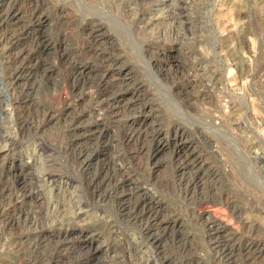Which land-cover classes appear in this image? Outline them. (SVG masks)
I'll return each mask as SVG.
<instances>
[{"label":"rangeland","instance_id":"obj_1","mask_svg":"<svg viewBox=\"0 0 264 264\" xmlns=\"http://www.w3.org/2000/svg\"><path fill=\"white\" fill-rule=\"evenodd\" d=\"M16 3L26 25L0 49V186L20 177L38 187L41 197L23 204L37 230L91 246L86 264H264V249L238 255L246 244L264 248V0ZM13 58H22L20 82L8 78ZM25 82L23 107L37 116L20 130L13 97ZM178 146L198 169L178 168ZM79 147L83 164L72 153ZM92 175H106L121 199L132 184L134 206L151 201L150 220L181 236L167 235L181 244L167 243L170 262L124 217L119 197L89 191ZM212 197L217 206L200 203ZM213 209L229 223L230 260L212 243ZM18 221H0V264H38L26 248L30 224Z\"/></svg>","mask_w":264,"mask_h":264},{"label":"bare ground","instance_id":"obj_2","mask_svg":"<svg viewBox=\"0 0 264 264\" xmlns=\"http://www.w3.org/2000/svg\"><path fill=\"white\" fill-rule=\"evenodd\" d=\"M23 1V0H22ZM179 1V0H178ZM7 3V2H6ZM181 5V4H180ZM183 5V4H182ZM173 7V6H172ZM26 8V7H25ZM33 11V9H32ZM38 11V10H37ZM31 12V11H30ZM33 13V12H32ZM24 14V13H23ZM26 15V14H25ZM96 16V15H95ZM26 18V17H25ZM34 19V18H33ZM32 19V20H33ZM103 18H100V20ZM20 17H18V9H17V3L16 0L11 1L10 3H8L6 5L5 8H1L0 9V49L6 51V48L10 45L13 44L14 40L16 39V37L19 34L20 30L22 29L23 26H25V21H20ZM178 21V20H177ZM176 21V22H177ZM26 32V31H25ZM24 33V32H23ZM40 36V35H39ZM25 41V40H24ZM14 48V47H13ZM93 51V50H92ZM9 52V51H8ZM12 52V51H11ZM10 53V52H9ZM16 53V52H14ZM102 55V54H101ZM13 56V55H12ZM22 59V58H21ZM21 59L20 58H13L11 59L6 66H8L11 69V72L8 74V78L10 79H15V80H19V82L21 81L20 79V75L18 74L20 71H22L20 69V65H21ZM106 59V58H105ZM26 61V60H25ZM105 61V60H104ZM40 62V61H39ZM29 63V62H28ZM103 64V63H102ZM105 64V62H104ZM108 64V63H107ZM26 66V65H25ZM43 68V67H42ZM31 74V73H30ZM7 75V74H6ZM109 76V75H108ZM208 78V77H207ZM212 79V78H211ZM122 80V79H121ZM8 82V81H7ZM10 83V81H9ZM16 83V82H15ZM22 83V82H21ZM117 83V81H116ZM122 84V83H121ZM11 85V83H10ZM16 85V84H15ZM13 86V85H12ZM17 86V87H16ZM16 89L17 91H15L16 93L14 94L13 97V105L17 106L16 109V114L15 112H13L15 114V118H16V122L17 125L19 126V128L25 129V127H29L32 126L35 118L37 116L35 110L33 109V107H29V105L27 104V106L29 108L23 107L25 105L24 102L27 98V96H29L28 94H30V90L32 89V87L30 88L29 83L25 82L22 85H16ZM13 88V87H12ZM108 89V88H107ZM115 90V87H114ZM103 91V90H102ZM118 91V90H117ZM14 92V91H13ZM107 96V95H106ZM136 96V95H135ZM106 98V97H104ZM107 100V99H106ZM117 100V99H116ZM99 101V100H98ZM28 102V101H27ZM97 101H95L94 103H96ZM106 102V101H105ZM108 105L106 107V109L108 108L110 113L116 114V113H120L119 112V106L116 102H112L109 103L107 102ZM101 104V103H100ZM103 104V103H102ZM123 104V103H122ZM105 106V105H104ZM134 106V105H133ZM103 107V106H102ZM15 108V107H14ZM13 108V110H14ZM132 108V107H130ZM129 108V109H130ZM128 109V108H127ZM128 109V110H129ZM40 110V109H39ZM106 113V112H105ZM12 114V115H14ZM11 115V116H12ZM70 119V118H69ZM68 119V120H69ZM145 120V119H144ZM72 121V120H71ZM15 122V123H16ZM77 122V121H76ZM127 122V121H126ZM66 124V123H65ZM79 125V124H78ZM146 125V124H145ZM148 125V124H147ZM35 126V125H34ZM73 127V126H72ZM2 128V127H1ZM71 129V128H70ZM134 129V128H133ZM136 129V128H135ZM142 129V128H141ZM3 130V129H2ZM75 130V129H74ZM73 130V132H75ZM129 130V129H128ZM1 131V130H0ZM139 131V130H138ZM147 131V130H146ZM77 132V131H76ZM97 132V131H96ZM143 132V131H142ZM2 133V131H1ZM69 133V132H68ZM85 133V132H84ZM140 133V132H139ZM154 133V132H153ZM3 135V134H2ZM79 135V134H78ZM77 134L75 135V138L78 136ZM128 136V135H127ZM131 136V135H130ZM4 137V136H3ZM88 138V137H87ZM3 138L0 136V141ZM80 139V138H79ZM108 139V138H107ZM146 139V138H145ZM9 140V139H8ZM88 140V139H87ZM76 140H73V142H75ZM182 141V140H181ZM9 142V141H8ZM7 142V143H8ZM11 142V141H10ZM79 142V141H78ZM107 142V141H106ZM2 143V142H1ZM134 143V142H133ZM89 145V144H88ZM142 145V142H141ZM76 146V145H75ZM131 146V145H130ZM74 147V146H73ZM187 147V146H186ZM41 148V147H40ZM43 148V147H42ZM96 148V147H95ZM77 151L72 153L75 156V159H77V161L80 164H83L84 161L82 160V157L86 154H84V149H81L80 147L76 149ZM70 151V152H71ZM176 152V151H175ZM177 155H178V163H179V169L180 170H196L198 169L197 165L195 164V162L189 158V153L187 152V149L185 147H177ZM257 153V152H256ZM72 154V155H73ZM70 155V154H69ZM257 159H260L261 161V155L260 156H256ZM74 158V157H73ZM73 158H71L73 160ZM256 159V160H257ZM73 163V162H72ZM75 163V162H74ZM87 163V162H86ZM99 164V163H98ZM177 165V164H176ZM119 167V166H118ZM99 168V167H98ZM214 172V171H213ZM89 173V172H88ZM87 173V174H88ZM125 173V172H124ZM126 175V174H125ZM48 177L49 179H53L55 177L54 173L51 172H47L44 177ZM90 176V173H89ZM110 176V174H109ZM108 176V177H109ZM22 177V176H21ZM87 177V176H86ZM121 177V176H120ZM125 177V176H124ZM43 181V180H42ZM85 182V181H84ZM136 183V182H135ZM88 189L89 191L97 198V197H119L120 199L117 201L122 212L123 215L126 219H130L131 221H133L134 223H138L140 224L142 230L145 233L146 238L155 246V250H156V254H157V259H161L162 262L165 261V263L170 262V258L167 255V243H169V246H177L180 240V237L178 235V233H175L174 231L171 230V227L169 225L166 224H159V223H155L153 221L150 220V209L152 208V203L149 200H145L148 202H143V204L140 206H134L131 204V201L134 199L133 196L136 195V188L132 186L130 189L128 190L129 196L127 198H123L121 199L120 197V191H118L117 187L115 185H112L111 182H108V178L106 180V175H104L102 178H97L96 176L94 177L93 175L89 178L88 182ZM119 186V185H118ZM130 186V185H129ZM163 186V185H162ZM1 187V186H0ZM40 189V188H39ZM86 189V188H85ZM206 190V189H205ZM62 194V193H61ZM139 194V193H138ZM126 195V194H125ZM147 195H149V191L147 189H143L140 190V194L139 196L141 198L146 199ZM212 195V194H211ZM55 196V195H54ZM63 196V194H62ZM41 197V193L38 190V187L36 186H32L30 183L26 182L24 180V178H20L18 177L17 180L14 183H5L1 188H0V221L1 222H6L9 219H13L14 221H18L21 220L24 225L27 224V222L30 224L28 228L29 230H27L26 234L24 235L25 239H26V243L27 246L26 248L30 251V253L33 255H37V256H33V258L38 262V264H68V261L71 262L68 257L72 254L73 257L75 256L76 260H77V264H86L87 263V257H89L91 254H93V250L90 248L91 246L89 245H84L81 243H77L78 246H76L75 244V240L72 238H63V239H52L50 237L46 235L41 234V232H39L37 229L38 227L36 226V223L30 221V218L28 215V213L26 211H24L23 209V204L27 203L28 201H35L37 199H39ZM209 197V196H208ZM216 197V196H214ZM218 198V196H217ZM104 199V198H103ZM221 199V198H220ZM107 200V199H106ZM217 200V199H216ZM213 197L212 198H201L200 199V203L204 204V203H214L216 201ZM222 201V200H219ZM233 201V200H232ZM218 202V201H216ZM36 203V202H35ZM226 202H224L225 204ZM230 203V202H229ZM228 203V204H229ZM220 204V202H219ZM231 204V203H230ZM209 205V204H207ZM63 206V204H62ZM210 206V205H209ZM208 206V207H209ZM213 207L217 206V203L212 205ZM220 206V205H219ZM228 206V205H227ZM225 206L224 210L227 209ZM233 206V205H232ZM237 206V205H236ZM46 207V206H45ZM61 207V206H60ZM64 207V206H63ZM154 207V206H153ZM204 208V206H202ZM231 207V205H230ZM30 208V207H29ZM54 208H56L55 211V216L58 215V212L61 211L59 209V205L55 204ZM219 208V207H217ZM215 208V209H217ZM221 208V207H220ZM233 208V207H232ZM237 209V208H236ZM82 210V209H81ZM218 210V209H217ZM216 210V211H217ZM221 210V209H220ZM232 210V209H230ZM53 211V212H54ZM120 211V210H119ZM206 211V210H205ZM216 211L213 209L212 211H210V214L213 216L212 220H210L209 226H208V231L209 234L211 233L212 235V243L213 244H217L216 247H218L217 249L220 248V253L222 254L223 257H228V260H230L232 258V254L231 250L233 249V244L231 243L232 238L229 239V237L227 238L226 236L223 235V233L225 232H229L231 229L229 227V223L224 222V218L223 220L219 219V217L217 218L216 216ZM36 212V211H35ZM50 212V211H49ZM223 213H227V212H222L221 216ZM45 214V213H44ZM77 215V214H76ZM18 216V217H16ZM70 216V215H69ZM225 216V215H224ZM49 217V215H48ZM124 218V219H125ZM226 218V217H225ZM59 221V220H58ZM26 222V223H25ZM19 223V221H18ZM31 223H33V225H31ZM58 223V222H57ZM251 223V222H250ZM249 225V224H248ZM23 228V226H22ZM66 232V231H65ZM230 233V232H229ZM251 233V232H250ZM56 234V233H55ZM170 236H175V237H179L178 239H176L177 241H174L173 238L171 239V241H169L170 237H167V235ZM220 234V235H219ZM216 235L218 237H216ZM234 235V234H232ZM223 236V237H222ZM78 237V236H77ZM222 237V249L223 252L221 250L220 247V241L218 239H220ZM80 239V238H79ZM83 239V238H82ZM183 239V238H182ZM81 241V239H80ZM181 245V244H180ZM184 246V244H183ZM215 246V245H214ZM179 247V246H178ZM190 247V246H189ZM172 248V247H171ZM176 248V247H175ZM179 249V248H178ZM183 249V248H182ZM186 249V248H185ZM263 246L260 245H254V244H246L244 249H242V251H239L238 255L241 256L240 258H247V256L250 255L253 256V254L256 253H261L263 251ZM171 250V249H170ZM169 250V251H170ZM187 250V249H186ZM240 250V249H239ZM173 250H171L172 252ZM175 251V249H174ZM183 251V250H182ZM185 251V250H184ZM188 251V250H187ZM217 251V250H216ZM176 252L177 248H176ZM189 252V251H188ZM226 252H228L226 254ZM244 252V253H242ZM252 252V253H251ZM91 253V254H90ZM183 253V252H182ZM181 253V254H182ZM30 254V255H31ZM180 255V253H178ZM188 254V253H187ZM236 254V253H235ZM114 255V254H113ZM174 255V254H173ZM178 255V256H179ZM190 255V253H189ZM192 255V253H191ZM237 255V256H238ZM176 256V255H175ZM257 256V255H256ZM149 257V256H148ZM171 257V256H170ZM177 257V256H176ZM183 257V256H182ZM235 257V256H234ZM255 257V256H254ZM258 257V256H257ZM172 258V257H171ZM186 258V257H185ZM190 258V257H189ZM238 258V257H236ZM221 259V258H220ZM226 259V258H225ZM235 259V258H233ZM232 259V260H233ZM190 260V259H189ZM238 260V259H237ZM113 261V260H112ZM180 261V260H178ZM177 261V262H178ZM184 261V259H183ZM192 261V260H191ZM86 262V263H85ZM177 262L175 264H177ZM193 262V261H192ZM228 262V261H227ZM233 262V261H232ZM245 262V261H244ZM115 263V262H114ZM185 262H182L180 264H184ZM231 263V262H230ZM164 264V263H163ZM174 264V263H173ZM186 264H193L190 261L186 262ZM220 264V263H219ZM225 264V263H224ZM233 264V263H232Z\"/></svg>","mask_w":264,"mask_h":264}]
</instances>
